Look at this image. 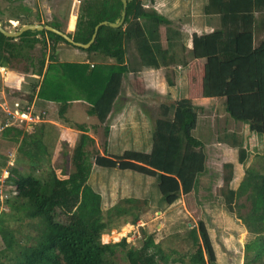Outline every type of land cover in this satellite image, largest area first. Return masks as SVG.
<instances>
[{"label":"trees","instance_id":"1","mask_svg":"<svg viewBox=\"0 0 264 264\" xmlns=\"http://www.w3.org/2000/svg\"><path fill=\"white\" fill-rule=\"evenodd\" d=\"M149 3L154 4L155 0ZM122 11V0H88L81 7L75 32L69 36L76 43L88 44L100 23H116ZM203 15L207 24L215 29L194 36L193 49L187 52L189 37L175 29L173 21L149 9L145 0H129L122 27L103 26L89 49L78 48L89 55L115 61L108 67L106 77L101 75L97 65L91 68L85 64L59 62L58 44L73 45L46 31H29L20 38H8L0 32V67L37 78L31 84L30 94L17 95L19 100L32 103L36 96L41 101L53 102L60 105L61 118L72 103L84 101L89 104L88 115L104 124L123 92L128 74L167 70L172 66L187 68L189 58L205 59L204 97L223 98L224 110L231 119L264 135V38L257 47L251 46L255 33L264 32V0H206ZM48 25L62 29L57 24ZM164 29L167 30V47L162 41ZM131 46L135 47L136 56L130 60ZM168 83L172 86L170 80ZM198 110L186 97L164 105L163 116L156 120L151 118L154 130L148 153L126 150L122 154H110L105 150L101 154L93 149L95 140L88 135L87 128L80 125L82 135L74 158V172L60 177L52 169L44 177H37L22 174L17 168L10 169L4 184L13 190L11 198L5 192L6 201L15 210V218L26 228L33 229L35 235L19 239L6 217L0 216V234L5 244L0 255L11 256L12 260L0 264H115L119 248L125 249L129 264H219L212 236L202 221L198 229H192L196 249L188 259L185 256L174 258L175 252L165 253L162 245L156 243L155 235L146 232L142 246L134 250L127 249L126 238L119 243L102 241L104 235L121 226L117 218L130 216V223L136 225L140 213L135 206L125 208L119 203L112 205L105 215L104 200L105 203L112 201L111 185L118 179L115 175L99 176L97 168L132 171L157 178L163 208L168 209L181 196L193 193L208 172L205 143L193 134ZM3 118L0 111V120ZM109 133L107 129L106 135ZM2 135L3 138L12 136L19 144V154L38 163L43 161L47 148L36 130L29 133L23 127H11ZM223 141L238 150L240 164L248 162L250 156L241 140L226 135ZM225 169L231 172L225 179L226 188L222 189L224 207L235 213V207L243 198L251 205L249 211L239 217L250 235L245 244L244 264H264V172L247 169L236 188L231 185L233 164H226ZM120 185L124 190L128 186L132 188L125 182ZM118 196H122L125 204H137L141 199L135 198L134 191L132 196ZM143 202L151 206L147 196Z\"/></svg>","mask_w":264,"mask_h":264},{"label":"rangeland","instance_id":"2","mask_svg":"<svg viewBox=\"0 0 264 264\" xmlns=\"http://www.w3.org/2000/svg\"><path fill=\"white\" fill-rule=\"evenodd\" d=\"M43 1L47 11L49 7H51L54 13L58 15H60V13L64 14L65 20L63 24L66 23V30L70 33H74L81 7L88 0H25L22 4L30 8L34 7L43 10ZM145 1L149 9L156 10L157 8V11L160 10L163 14L173 17L175 29H178V31L183 30L188 37L196 33V31L203 32L201 30L206 26L205 20H207V18L203 15L206 0H155L156 3L154 5L150 4L149 0ZM53 15L54 20L58 19V16H55L56 14ZM35 16L36 15L30 10L20 9L17 4L11 3L9 0H0V20L7 31L13 29L19 31L25 25L36 24L33 23ZM17 18H20V21H16ZM10 20L13 21L14 25ZM41 21L42 20H40L39 24H42ZM49 23L45 21L44 24ZM201 25L203 27L200 28ZM162 33L163 44L167 47V30H162ZM263 38L264 33L257 34L255 40L253 38L251 46L255 47L256 43ZM188 42H190V40H188ZM73 49L76 48L73 47ZM128 53L131 60L133 56H136L135 47L131 46ZM86 54L90 59V64L97 65V62H105V59L101 56ZM57 56L59 60L68 59V57L65 58L60 52H57ZM199 69L200 68H196L194 72L191 73L194 80L191 86L196 97L199 96L203 87ZM6 73H4L3 76L0 72V90H4L8 95L12 94V102L18 98L17 95L27 96L30 94L31 83L34 81L30 75H19V81L14 82L15 79H17V77L14 79L15 76L13 75L15 74L9 70H7ZM173 73V69H165V74L170 75V78H173ZM179 73L182 78H185L184 83H186L188 74L184 73V69L179 70ZM13 82L15 84L11 86ZM124 86L123 92L126 96L129 92L131 94L129 98L130 106L128 108L129 115L127 116V120L132 118L134 122L138 124L136 127L140 128L142 131L140 139L135 140V138H133V140L124 139L122 141H111L106 147L104 145L100 147L95 145L93 149H97L100 153H103L105 150L110 154H122L126 150L150 152L154 130L151 117L155 120L161 118L163 116V106L173 102L161 101L157 98L158 95L155 92H148L145 84L141 81H127L126 84L124 83ZM0 97H2V95ZM206 105V108H201L198 111L199 121L196 128L193 130V134L196 137L198 136L197 138L200 137L205 141V134L200 133L198 130L204 131L206 126H212L213 132L210 134L207 133L209 137V147H206L209 160L207 166L208 173L202 176L201 185H199L193 193L184 197L181 196L175 203L176 206L173 207L166 216L164 213L158 214V212L164 211V204H162V195L159 190L157 178H149L143 174L132 171L97 168L96 173H99V176L115 175L116 179L119 180L111 185L112 190L110 192H112V201L109 202L106 200L105 203L104 200L105 215L112 205V207H114L119 203L125 208H132L135 206L139 210L137 213H140V221L136 225L130 223L132 221V217L130 216L117 218L121 226L114 229L109 234L104 235L102 238L103 243H119L126 238L127 244L129 245L127 249H138L142 246L144 233L146 232L147 234L155 235L156 243L162 245L165 253L170 254L175 252L177 255L174 258L178 259L185 256L186 259H188L196 249L191 234L192 229H198V225L202 221L206 224L212 236L219 264L245 263V244L248 242L250 235L243 225V221L239 220V217L241 215L244 216L249 211L251 205L243 198L238 202V206L245 205V207L241 209H239L238 206L235 207V213H230L227 208L224 207L225 199L222 194V189L226 188L227 184L225 179L231 172V169H225V165L233 164L234 177L231 180V185L236 188L240 186V182L244 179L247 169L252 168L264 172V135L253 132L247 124L236 122L230 118L232 121L243 124L247 128H244L243 125H235L234 122L225 117L224 110H222L221 107H219L217 114H212L210 111L211 105ZM57 106V112L55 108L51 110L48 109L50 119L61 123L62 128L65 126L66 128L74 129L75 132H69L70 134L67 135L68 141L66 139L62 141V138L54 131L51 135L53 136V147L49 145L48 141L43 139L47 148V153L40 163L26 158L23 153L19 154V144L12 140V136H10L8 140H5L1 137L2 133H0V216L4 215L6 217L7 224L18 232L17 236L19 239L24 238L25 235H35V231L26 228L23 222L15 218V210H13L8 201H6L7 196L5 192L7 191L9 193L8 195H10L9 198H11L13 190V188L10 189L11 186L9 187L4 184V180L9 175V172L6 171L17 168L22 174H34L37 177H44L45 174L52 169H58L57 172L60 177L65 176L64 174L74 172V158L82 134H79L78 126L80 123L81 125H87V122L90 125L98 123L96 118H92L93 120L89 119L86 113L87 107L83 104L75 108H73V104H71L68 110L70 108L73 109L68 111L64 118H61L59 114L60 105ZM209 122H212V124H207ZM233 131L237 132L240 138H242L243 146L247 149L250 156L248 162L244 165L238 162L237 151L233 149L232 153H230V151L225 149L227 148L226 146L221 147L223 144H218L220 142L217 140V135L220 138L223 137L224 133L231 134ZM100 135H102V133ZM102 136L101 139H103ZM62 170H64V172ZM124 182L132 188L128 186L127 190H124L120 185ZM122 190H124V192ZM128 190L130 191L128 192ZM133 191L136 196L135 198H141L139 200L140 203L125 204L122 201V196H118L119 194L132 196ZM145 196L149 198L151 203H149V205L151 206L143 202ZM161 217H164L163 221H161ZM125 222L129 223L125 224ZM4 249L5 244L0 234V254ZM124 250L125 249L122 248L117 249L118 253L115 257V264H129L125 259ZM1 262L11 263V256L0 255V263ZM159 264L165 263L160 262ZM168 264L181 263L169 262Z\"/></svg>","mask_w":264,"mask_h":264},{"label":"crops","instance_id":"3","mask_svg":"<svg viewBox=\"0 0 264 264\" xmlns=\"http://www.w3.org/2000/svg\"><path fill=\"white\" fill-rule=\"evenodd\" d=\"M22 3L23 2L15 3V4H17L20 9L30 10L32 13H34L36 15L33 23H36L38 25H48V24H44L45 21L48 23L53 21L54 20L53 14H56L55 16H58L59 20L55 19L52 23H49V24H57L62 28L61 29L62 32L66 33L68 35L71 34L70 32H68L66 30L67 29L66 23L63 24V21L65 20L63 13L62 14L60 13V15H58L57 13H54V11L51 7H49V9L47 11V9L44 6V4H45L44 1L42 3L43 10H39L38 8H34V7L30 8L29 6L23 5ZM153 7H155V6H153ZM156 10H157V8H156ZM158 12L161 15H164L165 17H167L169 20H171V21L174 20L173 17H170V16H167L166 14H163L160 10H158ZM40 20H42L41 21L42 24H39ZM16 21H20V18H17ZM205 21H206V23H205L206 26H205V28H203L201 30L203 32L196 31V33H193L189 36L190 42L187 45V52H189L193 49L194 36H196V35L202 36L203 34H208V33H211L214 31L215 27L207 24V20H205ZM10 22L13 23L12 20H10ZM13 25H14V23H13ZM201 27H203V26L201 25L200 28ZM259 33H264V32L261 31V32L255 33L254 40H255V36ZM260 42L261 41L259 40L256 43L255 47H257ZM73 47H75V46H73ZM73 47L70 45H67L65 43H59L58 44L57 51L60 52L61 54H63V56L65 58L68 57L67 60H59L58 59L59 62L85 64V65H90L91 68H94L95 64H90V59H89L88 55L85 52H83L82 50L78 49L77 47H75L76 49H73ZM188 60H189V64H188L187 68H184L183 66H179L178 68H175V66L170 67L171 69H173V72H174L173 78H170V75L165 74V69L144 70L141 72L128 74L124 80V83L126 84L127 81H141L143 84H145L147 91L148 92H155L158 95L157 98L160 99L161 101H165V102H169V103H171L173 101L172 103H174L175 101H177L183 97H186V98L192 100L194 102V104L199 107V110L201 108H206V106H207L206 104L211 105L210 111L212 114H215V113L217 114L219 107H221V109L224 110V99L223 98H207V97H204L203 87L201 89L199 96H197V97L195 96V93L193 92L192 86H191L193 84V81H194L191 73L194 72V69L200 68L199 70L201 73L202 86H204L206 60L205 59H190V58ZM113 64H115V61L112 59H105V62H102V63L97 62V65L101 68L100 72H101V75L103 77H106L108 75V73L110 71V68H108V67L113 66ZM182 69H184L185 74H188L187 79H186V83H184L185 78H182V76L179 73V70H182ZM13 74H15V75H13V76H15L14 79L17 77V79H15L14 82L19 81V79H20V77H18L19 75H22V76L24 75V74H20V73H13ZM10 77H11V75H10ZM10 77H8V78H10ZM31 77L33 80L37 79L36 77H33V76H31ZM169 80L172 82V86L169 85V83H168ZM14 82L12 83L11 86H13L15 84ZM124 88H125V86H124ZM123 91H124V89H123ZM29 92H31V91H29ZM124 94H125L124 92L121 93L118 101L116 102L115 108H114L113 112L111 113V115H110V117L106 123L102 124L98 121V123L94 124V125H90V124H88V122H87V125H84L88 130V135L95 140V145L97 147H100L101 145H104L106 147L110 144L111 141L112 142L113 141H122L124 139L133 140V138H135V140L140 139L142 131L140 128L136 127V125H138V124L136 122H134V120L132 118H129V120H127V116L129 115L128 114V108L130 106L129 98H130L131 94H130V92L127 93V96H126V94L125 95ZM10 96L12 97L13 95L11 94ZM16 99H18V98H16ZM33 102L36 105V110L38 112H43L45 114V119H44V122H42L41 124L31 126V127H23L26 131H28L29 133H33L36 130L38 133H40L42 135V137H44L43 138L44 140L49 142V145L52 147L54 146V142H53V136H51V135L54 131L62 138V141L64 139L67 140V135L70 134L69 132H73V131L75 132L74 129L66 128L65 126H63L64 128H62L61 123H59L58 121L50 119L48 109L51 110V109L55 108L56 112H57V110H58L57 104H55L53 102L41 101L36 96H35V99ZM72 104H73V106H72L73 108H75L76 106H79L80 104H83L85 107H87L86 108V113H87L88 108H89V104L87 102L75 101ZM72 109L70 108L68 111H71ZM226 114L227 113H225V110H224L225 117L228 118L230 121H232L230 119V117H228L229 115L227 114L228 115L227 116ZM87 115H88V113H87ZM92 118H95V117L89 116L90 120H93ZM198 121H199V119H198ZM232 122H234V121H232ZM234 123H235V125H237V124L243 125V124L236 123V122H234ZM207 124L210 125V124H212V122L211 123L209 122ZM80 125H81V123H80ZM243 127L247 128L245 125H243ZM107 129H109V132H110L109 135H106ZM198 131L202 134L203 133L205 134V138H206L205 141L202 138H200V137L199 138L204 141L205 146L207 147L209 145V143H208L209 137L207 136V133L210 134L213 132L212 126L211 127L206 126V129L204 131H202L200 129ZM78 132H79V134L82 133L81 131H78ZM100 132L102 133L103 136L100 135L101 134ZM226 135H234L241 141H242V138H240V136L235 131H233L231 134L230 133H224L223 137H220V138L217 135V140H219V142H220L218 144H223V145H221V147L226 146L228 149L227 148H225V149L227 151H230V153H232V151L234 149L235 151H237V154H238V150L236 148H234L230 143L223 141V139H225ZM101 136L103 139H101ZM1 137L3 138V135ZM3 139L8 140V138H3ZM80 141H81V136H80ZM43 144H45V142H43ZM101 154H104V152ZM238 162H239V160H238ZM62 171L64 172V170H62ZM6 172H8V171H6ZM182 197H184V195ZM175 206H176V204H173L168 209L161 211V212H158V214L160 215V214L164 213L166 216V214L169 213V211ZM163 218L164 217L160 218L161 221H163Z\"/></svg>","mask_w":264,"mask_h":264},{"label":"built area","instance_id":"4","mask_svg":"<svg viewBox=\"0 0 264 264\" xmlns=\"http://www.w3.org/2000/svg\"><path fill=\"white\" fill-rule=\"evenodd\" d=\"M7 69L0 67V72L6 73ZM7 74V73H6ZM0 111L4 118L0 120V133L11 127H31L44 122L45 114L36 110L34 102L12 98L4 90H0Z\"/></svg>","mask_w":264,"mask_h":264},{"label":"water","instance_id":"5","mask_svg":"<svg viewBox=\"0 0 264 264\" xmlns=\"http://www.w3.org/2000/svg\"><path fill=\"white\" fill-rule=\"evenodd\" d=\"M128 2H129V0H122L123 11H122L121 18L118 19L116 23H109V22L100 23L96 27L93 38L88 44L76 43L68 34H66V33H64V32H62V31H60V30H58L52 26H49V25L29 24V25L23 26L19 31H16L15 29H13L11 31H7L5 29L3 23L0 21V32L8 38H20L24 33L29 32V31H32V32L47 31V32H52L56 35L63 37L69 44H71L77 48L89 49L93 45V43L95 42V40L97 38V34H98L101 27L109 26L112 28H120L124 25L125 20H126V16H127Z\"/></svg>","mask_w":264,"mask_h":264}]
</instances>
